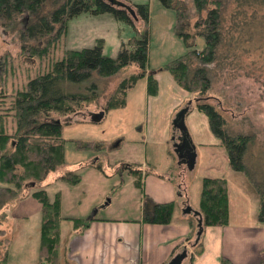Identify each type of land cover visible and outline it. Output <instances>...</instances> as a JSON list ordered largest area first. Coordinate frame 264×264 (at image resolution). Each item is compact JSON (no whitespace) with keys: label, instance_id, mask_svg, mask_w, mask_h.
<instances>
[{"label":"rangeland","instance_id":"rangeland-1","mask_svg":"<svg viewBox=\"0 0 264 264\" xmlns=\"http://www.w3.org/2000/svg\"><path fill=\"white\" fill-rule=\"evenodd\" d=\"M124 1L129 4L132 2H147L148 4L146 20L138 17L131 18L138 30L147 32V69L152 68L154 74L159 75V90L154 95L147 94L146 77L140 78L129 88L132 89L131 91H128L129 89L128 92L126 91V103L123 107L107 110L96 121L93 115L104 107L119 82L118 80L136 70V67L133 64H127L110 76H98L93 71L89 81L83 83L84 86L87 85L88 89L81 90L84 88L82 85L81 88H78L80 90H77L87 92L89 96L82 103L79 112L70 113V120L67 123H64V116L52 114L49 117L52 120L56 118L61 120L63 137L76 138L78 141L65 139L62 163L46 174L40 188L45 190L50 201L55 196L58 197V200L59 196H62L64 214L78 216V212H81L80 206H86L93 198H96L93 202L94 205L101 201L97 194L101 187L88 190L84 194L82 190H85V186H78L80 177L88 173V166L91 168L90 164L96 162L99 171L105 174L123 171L121 175L111 177L105 188L108 193L104 198L109 197L110 199L113 190L112 182L116 178L122 180L124 190L118 199L114 198L111 203L115 209L125 206L127 209L123 215L133 216L137 213L133 209L144 202V207H148V212H150L153 202L149 198H144L141 202L138 201V192L131 188L133 173L130 169L124 168L126 162L129 161L132 163L129 168L134 170L135 167H139L138 169L141 170V162L145 158L158 171L169 175L167 177H169L170 185L175 187V195L178 184L186 187L191 204L197 205L198 203L201 177L221 176L235 188L231 192L233 203L238 204V208L243 209L242 211L246 209L249 214L255 213L257 210L255 207L258 206L259 201L257 189L264 192V0L222 1L219 21L220 47L215 49V55L211 61L203 63V66L207 68L210 80L209 94L211 97L207 101L213 104L222 115L225 132L250 135L243 154L248 177L240 172L232 171L228 167L227 155L223 147L220 146L219 140L211 135L205 115L195 108L194 99L201 96L196 95V92L190 93L179 88L169 71L159 68L163 62L184 53L187 48L200 49L202 38L196 33L200 25L195 27L193 24L197 18L204 16L205 10L196 11L193 0H181L185 11L180 13L177 20L171 8L163 7L158 0ZM47 9L46 5L42 6L36 11L35 16L42 15ZM27 18L28 14L21 13L18 23L14 26H0V71L4 76L2 80H4L5 93L13 91L17 81L25 80V69H30V64L35 61V57L32 55L27 57L25 54H20L21 61H18L19 59L13 54L17 52L22 43L19 38V28L28 22ZM180 23L182 24L181 29L191 35L187 39V42L190 43L187 47L182 39L174 34ZM131 33L132 27L129 24L114 18L107 11L79 12L67 20L64 44L61 45V49L92 46L95 38L101 37L102 52L114 56L119 46V40L130 36ZM44 40L45 37L30 38L25 39V43L41 44L45 42ZM46 52H42V54L45 56ZM52 53V50H48L47 57ZM187 60L191 67L198 63L192 54L187 55ZM163 75L164 80H162ZM90 84H94L95 89L90 90L89 88L92 86ZM92 90L94 91L91 93ZM5 97L7 100L1 99L0 102V113L4 118L3 130L6 131L9 141L1 148L0 154L6 152L10 154L14 149V140H16L14 112L10 109L11 98L8 94H5ZM184 107H187V111L183 117V124L195 151L191 168L185 163L177 161V155L168 143L173 134L178 135V130L172 126V120L175 114ZM118 141L121 144L113 149ZM85 145L87 147H84ZM32 147L34 146L30 148ZM38 147L41 149V145ZM166 148L169 151L168 154H166ZM41 151L44 152L43 149ZM167 157H170L169 163L166 162ZM23 161H25V168L18 161L12 169L4 172L3 179H8L7 175L9 177L23 175L25 178L32 176L33 171L26 168L28 159ZM77 161H81L82 165ZM86 164L88 166L84 167ZM75 165L79 166L81 170L73 169ZM61 175L66 179L73 177L79 179L76 183L70 184L64 182ZM28 179L31 178L26 180ZM132 179L134 180V178ZM33 180L36 182V179L33 178ZM37 185L39 186V184ZM10 186L13 185L10 184ZM100 186L104 185L100 184ZM0 188H7L6 184L0 182ZM12 189L20 192L15 186ZM35 189L28 190L29 194ZM239 191L243 194L241 200L236 197ZM29 194L27 196L31 198ZM14 198L8 200V203H11L8 208H5L3 212L0 211V264H32L33 260L37 258L39 222L33 212L25 213L23 220L11 218L9 215L12 214V208L15 203L20 201V199L14 201ZM25 199H27L26 196ZM104 202L106 203L107 199ZM27 207L28 204L25 202V209ZM174 207L168 224L183 223L187 226L186 221L179 219V216L184 213L179 209L177 211ZM18 213L20 212L18 211ZM97 213L102 215L103 208L99 209ZM192 215L197 217L195 214ZM86 218L90 217L77 219L84 220ZM67 222L65 220V224ZM65 224H63L64 231L67 227ZM188 230L187 226V232ZM195 231L196 228L192 231L189 239L192 246L197 243V241L195 243L193 241ZM59 235L58 258L60 264H63L61 229ZM188 249L190 248L187 244V251Z\"/></svg>","mask_w":264,"mask_h":264},{"label":"trees","instance_id":"trees-1","mask_svg":"<svg viewBox=\"0 0 264 264\" xmlns=\"http://www.w3.org/2000/svg\"><path fill=\"white\" fill-rule=\"evenodd\" d=\"M158 1L163 7L171 8L177 20L180 13L185 11L181 0ZM222 1L193 0L196 11L205 10L204 16L197 18L193 24L195 27L200 25L196 33L202 38V45L198 50L193 47L187 48L184 53L163 62L159 68L169 71L178 86L187 92H196V95L201 96L194 99L195 108L205 115L211 135L219 140L220 146L223 147L227 155L228 167L232 171L240 172L248 177L243 162V154L246 144L250 140V135L226 133L223 128L224 119L222 115L213 104L207 101L211 97L209 94L210 80L207 68L203 66V63L213 59L215 49L221 43L219 21ZM214 3L217 6H213ZM44 5L48 9L42 15L35 16L36 11ZM131 5L138 18L147 19V2H132ZM102 11L109 12L114 18L121 19L132 27L131 35L119 40V46L114 56L102 52L101 37L95 38L92 46L61 49V45L64 44L66 23L70 17L79 12L99 13ZM21 13L28 14V22L19 28V38L22 43L17 52L13 54L19 59L18 61H21L20 54H25L27 57L32 55L35 57V61L30 64V69H25V80L17 81L14 90H11L10 93H5L4 80H2L4 76L0 71V102L1 99L7 100L5 94L10 95V109L14 112L16 135L12 152L0 154V182H4L7 187L0 188V211L3 212L5 208L9 207L11 203H8V200L11 198L15 197L14 201L15 199L21 200L29 194L28 190L36 188L29 194L40 204L36 264H60L58 256L62 218L59 215V200L55 196L50 201L45 190L40 188L44 183L46 174L62 163L66 141L62 135L61 120L58 118L49 119L50 115L64 116V123H67L70 120V113L79 112L82 103L89 96L87 92L77 90H80L78 88H81L82 85L84 86V82L89 81L93 71L98 76H110L127 64H133L136 67V70L118 80L114 91L104 107L100 109L103 113L109 109L123 107L126 91L138 79L146 77V93L149 95L157 93L158 82L153 69H147V32L137 29L134 20L125 9L115 7L105 0H0V26H14L18 23ZM181 25L180 23L174 34L179 36L187 47L190 44L187 39L191 35L189 32L183 31ZM42 37H45L44 43H25V39ZM48 50H52L53 53L47 57ZM45 51L47 52L44 56L42 52ZM189 54H192L198 62L194 67H191L187 60ZM43 60L45 61L42 62ZM86 89H88L87 85L83 89L81 88V90ZM89 89H95V85L93 84ZM3 121L4 118L0 113V150L9 141V138L6 137V131L3 130ZM67 140L78 141L77 139ZM40 145L44 152L38 147ZM31 146L34 147L30 148ZM25 156L28 159L26 168L33 171L32 176L25 178L23 175H13L12 177L7 175L8 179H3L4 172L12 169L18 161L25 168V161H23L26 159ZM90 166L99 169L96 162ZM129 169L136 174L135 184L139 186L137 174L140 173V169ZM27 178L31 179L26 180ZM33 178L36 179V182ZM61 179L66 183L74 184L79 178L66 179L61 175ZM10 184L20 190L21 193L14 191ZM257 194L259 200L257 219L264 221V192L258 188ZM173 207V200L153 202L150 212L143 211L142 220L151 224H168ZM197 210L201 220V232L194 246L189 243V239L192 231L196 228V218L190 213L185 217L189 230L184 236L182 247L187 249L188 244L190 249L187 251L183 264H192L202 252L201 235L204 227L221 226L227 223L225 178L221 176L201 177ZM72 220L75 227L81 230L90 219ZM219 264L231 263L226 257L220 256ZM257 264H264V260Z\"/></svg>","mask_w":264,"mask_h":264},{"label":"crops","instance_id":"crops-1","mask_svg":"<svg viewBox=\"0 0 264 264\" xmlns=\"http://www.w3.org/2000/svg\"><path fill=\"white\" fill-rule=\"evenodd\" d=\"M155 78L157 79L159 90V75H155ZM164 78L163 75L162 80ZM143 85L145 86V84ZM178 87L181 88L180 86ZM131 90L129 89L128 91ZM185 94L184 97L186 96ZM175 137L176 134H173L170 138L168 142L170 146H172ZM65 138L73 139L72 137ZM119 144H121L120 141L116 143V146H113V149H116ZM168 152L166 148V154ZM166 160L169 163L170 157H167ZM77 163L82 165L81 161H77ZM126 163L124 168L129 169L132 163L129 161ZM77 165L73 169L81 170ZM87 166L86 164L84 167ZM90 167L88 166V173L80 177L78 186H85V190H82L84 194L88 190L101 187L97 193L101 201L97 205L93 204L96 199L93 198L86 206H80L81 212H78V216H68L63 213V198L59 196V214L63 218L60 223L63 241L61 243L63 244L62 249L64 253L62 255L63 264H165L176 251L182 248L183 239L187 233V226L183 223L162 225L144 222L142 220V213L144 210L148 212V207H144V202L133 209L137 211L135 215H123L127 207L123 206L124 208L115 209L111 204L112 200L114 198L118 199L124 190L122 180H117L116 178L112 182L111 200L108 197L106 198L107 202H104L106 201L104 197L108 193L105 191L107 182H109L111 177L121 175L123 171L105 174L95 167ZM138 168L135 167L134 169ZM140 168V173L137 174L139 186L135 184L136 174L133 173L132 175L134 180L131 178V188L138 192L139 202L144 198H149L152 202L173 200L175 202L174 209L177 211L179 209L182 212V209L188 206L190 207V214L198 212L197 205L190 202V196L188 191H186V187L178 184L176 186L177 194L175 195V187L170 185L169 177H167L169 175H164L158 171L145 158H143ZM100 184L104 186H100ZM234 190V186L227 180V223L221 226L212 225L204 227L201 235L202 252L192 264H219L220 256L226 257L231 264H257L261 260H264V221L257 219L258 206L255 207L257 209L255 213L249 214L246 209L242 211L243 209H239L238 204H234L232 201L231 192ZM238 193L237 196L236 194L234 195L241 200L243 194L240 191ZM26 198L24 197L15 203L11 210L12 214L9 216L16 219H25V213L28 212L30 214L33 212L39 222V203L32 197L28 198L26 196ZM25 202L28 204L26 209ZM101 208H103V214L98 215L97 212ZM186 216L187 214L185 213L184 215L181 214L179 219L185 221ZM83 217H90L88 218L90 220H88L84 228L78 230L73 220L70 219ZM65 220L68 221L66 224ZM63 224L67 226L65 231L63 230ZM36 259L33 260L32 264H36Z\"/></svg>","mask_w":264,"mask_h":264},{"label":"water","instance_id":"water-1","mask_svg":"<svg viewBox=\"0 0 264 264\" xmlns=\"http://www.w3.org/2000/svg\"><path fill=\"white\" fill-rule=\"evenodd\" d=\"M109 4L123 8L125 9L132 18H137V15L135 13V10L133 6L124 0H105ZM26 18V17H25ZM187 111V107H184L183 109L179 110L173 120H172V126L174 129L176 128L178 130V135L176 137V140L172 142V148L173 152L176 153L177 155V161L179 163H185L188 167L193 166V161H194V147L193 144L186 132V129L183 124V117L184 114ZM103 111L98 110L94 116V119L97 121L102 117ZM33 183L31 182V185ZM190 207L186 206L184 209H182V213L188 214L190 213ZM195 212V211H194ZM197 215L196 217V231H195V237L193 239L194 243L198 240L201 232V220L199 217V213H193ZM187 256V249L186 247H182L179 251H176L168 260L165 264H182L183 260Z\"/></svg>","mask_w":264,"mask_h":264},{"label":"flooded vegetation","instance_id":"flooded-vegetation-1","mask_svg":"<svg viewBox=\"0 0 264 264\" xmlns=\"http://www.w3.org/2000/svg\"><path fill=\"white\" fill-rule=\"evenodd\" d=\"M176 137H177V135H176ZM176 137H175V140H176Z\"/></svg>","mask_w":264,"mask_h":264}]
</instances>
